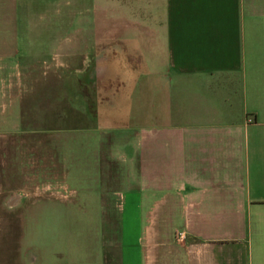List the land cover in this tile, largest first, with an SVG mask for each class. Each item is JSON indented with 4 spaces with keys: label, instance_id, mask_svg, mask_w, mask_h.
<instances>
[{
    "label": "rangeland",
    "instance_id": "1",
    "mask_svg": "<svg viewBox=\"0 0 264 264\" xmlns=\"http://www.w3.org/2000/svg\"><path fill=\"white\" fill-rule=\"evenodd\" d=\"M27 4L22 37L38 61L32 79L24 66L7 67L0 117L10 123L0 130L9 142L15 131L31 130L33 145L0 147V264H184L170 245L184 237L186 221L167 207L179 183L166 174L155 179L151 166L140 169L141 136L149 131L138 128L137 114L103 121L109 94L119 95L117 108L138 112L161 85L105 57L106 20L121 29L125 18H110L104 0L96 12L88 0ZM29 89L33 109L21 127L18 102L29 101ZM257 89L264 98V82ZM20 195L23 206L14 208ZM162 199L157 220L153 207Z\"/></svg>",
    "mask_w": 264,
    "mask_h": 264
},
{
    "label": "crops",
    "instance_id": "2",
    "mask_svg": "<svg viewBox=\"0 0 264 264\" xmlns=\"http://www.w3.org/2000/svg\"><path fill=\"white\" fill-rule=\"evenodd\" d=\"M64 1L69 7L80 0ZM88 1L96 12L98 0ZM27 2L0 0V82L11 76L10 66H24L25 77H33L38 59L22 37ZM104 2L110 18H125L121 29L105 22L107 60L136 66L144 80L161 84L138 112L117 108L119 95L109 94L103 121L137 114L138 128L149 131L141 136L140 169L151 166L155 179L166 174L179 183L178 198L167 207L186 226L170 246L184 264H264V98L257 89L264 82V0ZM30 89L29 101L18 102L21 127L33 109ZM47 93L41 90L42 97ZM10 95L22 98L11 89ZM1 104L0 93V116ZM6 118L0 129L10 123ZM31 133L15 131L9 142L0 130V147L33 145ZM23 200L20 195L14 208ZM164 203H155L154 219Z\"/></svg>",
    "mask_w": 264,
    "mask_h": 264
}]
</instances>
